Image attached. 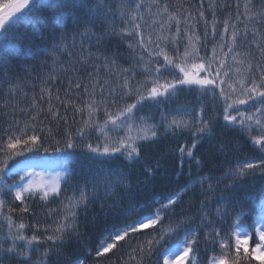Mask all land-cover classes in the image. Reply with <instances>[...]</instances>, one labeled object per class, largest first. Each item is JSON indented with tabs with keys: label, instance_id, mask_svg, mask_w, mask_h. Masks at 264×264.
I'll use <instances>...</instances> for the list:
<instances>
[{
	"label": "snow or ice",
	"instance_id": "obj_1",
	"mask_svg": "<svg viewBox=\"0 0 264 264\" xmlns=\"http://www.w3.org/2000/svg\"><path fill=\"white\" fill-rule=\"evenodd\" d=\"M0 7L5 9L0 13V52L21 55L25 33L18 29L23 25L51 45L54 62L57 53L76 56L81 68L92 69L87 72L89 83L69 81L76 90L71 96L70 89L63 98L57 93L54 106L48 92L46 111L34 97L29 109H21L29 113L28 122L21 126L14 120L7 129L0 128V264H52L51 256L59 257L66 242L81 239L80 210L96 200L107 209L91 221L95 235L86 242L97 257L119 241L148 235L141 230L152 227L157 236L147 240L149 254L160 240H173L161 246L163 264H264V184L257 196L249 181L257 173L264 177V33L255 30L250 0L243 15L253 23L252 38L243 51L240 42L248 39L247 24L241 31L226 19L218 35L216 11L208 5L209 29L203 0L196 17L169 0H15ZM201 22L203 35L197 31ZM112 38L127 42V54H103L102 45ZM119 60L129 67L120 66ZM102 69L111 81L100 80ZM3 76H8L6 69ZM55 78L50 76L49 82ZM18 87L9 83V99ZM186 93L197 94L199 108L167 107ZM7 106L5 100L0 110ZM69 110L80 115L71 130ZM42 123L45 127H39ZM71 123H76L74 117ZM53 124L55 130L49 126ZM169 135L187 141L178 156L171 150L155 155L148 151ZM241 140L250 141L259 155L221 167L220 175L211 169L200 174L212 159L224 157L222 164L228 163ZM192 162L197 176L171 187L183 176L185 163L191 171ZM81 163L82 182L73 186ZM162 186L169 190L159 191ZM190 193L202 197L199 206L194 215L177 220L176 208ZM62 194L59 206L48 209L52 223L45 226L39 218L25 222L34 200L47 203ZM87 259L76 257L69 264H86Z\"/></svg>",
	"mask_w": 264,
	"mask_h": 264
},
{
	"label": "trees",
	"instance_id": "obj_2",
	"mask_svg": "<svg viewBox=\"0 0 264 264\" xmlns=\"http://www.w3.org/2000/svg\"><path fill=\"white\" fill-rule=\"evenodd\" d=\"M14 1L15 0H0V5L13 3ZM169 2L177 9H186L187 12H185V15L190 12L193 17H196L198 15V10H201V0H169ZM246 2H248V0H203L202 9L205 11V16L209 20V29L211 28L212 10L208 8V5L211 4L215 9L217 21L216 32L218 35L223 32V21L226 19L230 22L237 23V26L241 31H243L245 25L247 24L249 36L247 40H242L240 42V50L242 51L248 49L249 42L252 38L251 32L253 29V23L246 19L245 15H243L245 12L244 4ZM250 3L251 9L249 14L255 20L254 27L259 35L264 33V19L261 18L264 16V0H250ZM237 4H239V8H237ZM2 10H4V8L0 7V12ZM238 13L240 14L239 19L236 20ZM150 24L151 20H149L148 24L144 26L146 35L151 30L149 28ZM115 26L117 30H119L121 27L118 17ZM99 27L100 26L97 25L95 28H92L91 31L93 33H97V29ZM18 30L25 33V40L20 45L22 50L21 55L16 56L11 53L5 55L3 52H0V104H3L5 100H8L7 108L0 110V128L4 129H7L9 124L14 120L19 121L21 126L23 123L29 121V113H22L21 109H29L34 97L38 107L43 108L46 111L48 108V92H51L52 104L55 106L58 103L55 100L56 94L59 93V95L63 98L66 90L70 89L69 81L79 80L82 84L89 83L87 72L92 71L91 68L85 70L81 68L79 64L75 63L76 56L68 57L57 53L59 59L54 62V58L51 55V45L49 43L42 42L39 39L38 33L26 29L23 25H21ZM105 30H107V27ZM80 31L83 32L84 29H81ZM197 31L203 35V22H201V24L198 26ZM210 39L211 36H209V40ZM66 43L69 45L72 43L71 32L69 33ZM208 47L210 49L211 44H209ZM251 50L257 57H259L260 53L255 49V45H251ZM75 51L77 55H79V49L77 48ZM93 51L95 52L96 49L93 48ZM101 51L107 56H111L113 53L127 54V42H121L116 38H112L106 44L102 45ZM118 62L123 68L129 67V64L125 63L123 60H119ZM110 67L115 69L116 66L110 65ZM4 69L7 70V77L3 76ZM106 73L107 69L101 70L99 77L101 81L112 80V76L107 75ZM50 76H55L56 78L49 82ZM10 82L19 85L16 91L13 92L12 99L8 98ZM92 83H95V78H93ZM42 89H46L47 91L42 92ZM75 91L76 90L73 84L69 90V95L71 96ZM42 96L43 99H41ZM196 96V93L181 94L179 100L168 104L167 107L169 109H176L181 106L199 108V104L196 102ZM77 102L79 103V101ZM61 111L63 110L61 109ZM147 111L148 109L146 108L145 112ZM30 114L36 115V112L30 111ZM141 114L143 115L144 113ZM68 115L70 123L67 127L71 130L78 125L80 121V115L78 113L74 115L72 110H69ZM73 117L76 123H71ZM43 118L44 113H41L39 119L43 120ZM49 126L53 127L55 130L54 124ZM39 127H45V125L42 123L39 125ZM60 127L61 130H63L65 126L61 123ZM183 135L190 136L191 134L189 132H185ZM185 143H187V141L184 139H174L171 137V135H169L168 137L161 139L157 144L151 146L148 151H151L155 155L171 150L176 156H178L179 147L181 144ZM236 149L235 155H230L228 157V163L222 164L224 157L212 159L209 164V168H205L204 172L200 174L203 175L209 172L211 169L213 170L214 174L220 175L222 172L218 169L221 167L226 169L229 164H234L237 160L244 161L259 155V152L253 149L250 141H239V143L236 145ZM204 151H206V148L199 149V152ZM38 155L42 156L44 154L41 152ZM84 171L85 165L83 163L77 166V176L76 181H73V186L77 181L82 182ZM196 176L197 165L192 162L191 171H189V165L188 163H185L183 167V176L180 177L178 182L171 187L178 188L183 186L186 182ZM172 179L174 181L177 180L174 173L172 174ZM249 181L254 182L255 194L259 196L261 193V185L264 184V177H261L259 173H257L255 177H250ZM196 187L198 188L199 186ZM168 190L169 188L163 186L159 188V191L165 193ZM72 194L73 193L71 189H69L67 195L71 196ZM102 194L103 193L101 190V195ZM62 198L63 194L62 197L51 200L47 203L41 202L38 199L34 200L30 204L32 214H25V222L34 223L35 218H39L41 223L45 226L52 223V218L47 217L48 209L57 208ZM200 199H202V197L199 195L192 196L191 193L188 196H185V202L176 208L175 218L179 220L183 215H194L197 207L199 206ZM106 211V208L101 207L100 200L94 201L87 207V209L81 208L80 231L83 233L81 239L79 241L72 240L70 242H66L64 248L62 249V254L59 257L56 255L51 256L50 259L52 264H69V261L74 260L76 257L81 259L89 257V259L86 261V264H137V262H140V264H163V260L160 259L161 246L168 247L169 244L173 243V240H168L167 243H165L164 240H160L159 243L155 244L152 252L149 254L146 251L148 248L147 240L157 236V233L152 227L141 230L143 233H147L148 235H135L134 238L128 240L127 243L124 241H119L117 242L116 248H113L109 252L105 253L102 257H97L95 252L87 246L86 242L91 243L95 235L90 227L91 221L94 217H102ZM155 227L159 228L160 225H156ZM25 234L31 235V231H26ZM138 246L144 250H137L134 252L133 249H137ZM41 251H43V247L41 248ZM201 251H203V245H201ZM130 256H134L135 259H130Z\"/></svg>",
	"mask_w": 264,
	"mask_h": 264
},
{
	"label": "rangeland",
	"instance_id": "obj_3",
	"mask_svg": "<svg viewBox=\"0 0 264 264\" xmlns=\"http://www.w3.org/2000/svg\"><path fill=\"white\" fill-rule=\"evenodd\" d=\"M3 12V10L0 12V13H2ZM40 169H38V171H39ZM175 264H180V261L178 260Z\"/></svg>",
	"mask_w": 264,
	"mask_h": 264
},
{
	"label": "bare ground",
	"instance_id": "obj_4",
	"mask_svg": "<svg viewBox=\"0 0 264 264\" xmlns=\"http://www.w3.org/2000/svg\"><path fill=\"white\" fill-rule=\"evenodd\" d=\"M176 261H177V260L173 261V264H175V263H176ZM179 261H180V260H179Z\"/></svg>",
	"mask_w": 264,
	"mask_h": 264
}]
</instances>
